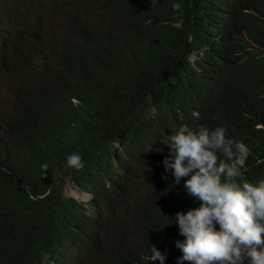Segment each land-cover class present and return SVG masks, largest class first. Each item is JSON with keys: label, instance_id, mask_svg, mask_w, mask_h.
Returning <instances> with one entry per match:
<instances>
[{"label": "clouds", "instance_id": "9594fccd", "mask_svg": "<svg viewBox=\"0 0 264 264\" xmlns=\"http://www.w3.org/2000/svg\"><path fill=\"white\" fill-rule=\"evenodd\" d=\"M51 1L0 0V123L9 120L17 109H24L43 132L59 141L57 156L47 164L46 144L35 134L27 136L24 156L10 179L1 184L0 199L12 196L22 185L41 183L43 193L34 196L35 200L46 199L41 218L52 211L60 222L56 241L44 244L56 264H264V177L258 181L242 179L241 173L226 169L223 157L216 159L212 169L210 158L186 139L187 117L161 138L143 134L136 124L124 127L121 133L118 127L105 135L115 114L108 89L117 76L98 92L78 94L75 90L98 74L112 52L119 59L117 43L98 60L114 26L109 0H101L98 7L103 29H83L73 40L64 39L56 24L58 14L79 19L78 10L89 8L90 3L41 11L42 22H29L24 17L28 9ZM242 1L188 0L183 5V19L200 21L224 3ZM191 41V34L184 31L175 63L188 61L197 71L198 61L209 63L208 70L219 67L216 52L193 48ZM88 43L95 45L88 62L64 53V45L78 48L79 53ZM260 50L264 56V46ZM21 63H27L28 69L17 78ZM24 96L46 98L63 116L73 114L79 101L88 99L91 112L77 140L72 141L63 120L44 113ZM153 104L152 112L155 106L173 107L161 93L139 102L150 124L154 123ZM131 130L137 133L126 134ZM171 145L178 151L172 152ZM75 150L96 167L100 185L80 184L74 179L73 168L81 167ZM236 162L242 164L240 159ZM66 178L77 188L75 194L65 192ZM78 192L83 195L79 197ZM147 199L151 205L162 202L172 209L170 246L155 247L152 254H134L137 244L160 231V226L149 221ZM85 233L90 243L86 252L78 254L74 239Z\"/></svg>", "mask_w": 264, "mask_h": 264}, {"label": "trees", "instance_id": "16d2710c", "mask_svg": "<svg viewBox=\"0 0 264 264\" xmlns=\"http://www.w3.org/2000/svg\"><path fill=\"white\" fill-rule=\"evenodd\" d=\"M82 1L89 2L90 6L78 10L79 19L60 13L56 20L64 39L73 40L83 29L92 26L103 29L101 13L98 12L101 0H53L28 9L24 17L29 22H42L45 20L42 12L58 11ZM187 1L109 0L114 26L106 36L107 45L98 60L109 51L108 47L117 43L119 59L112 52L98 74L75 92H98L117 76L108 89L115 102V114L109 120L105 135L118 127L121 133L124 127L136 124L137 130L143 134L161 138L184 123L187 117L189 131L186 139L210 158L212 169L216 166V159L223 157L226 169L241 173L242 179L262 180L264 56L260 47L264 46V0L227 2L196 22L183 19V5ZM184 31L191 34L193 48L211 50L219 55V67L208 70L209 63L198 61L200 70L197 71L188 61L175 63V52ZM94 47L88 43L84 51L78 53V48L64 45V53L88 62ZM27 69V63L19 64L16 77ZM253 73L257 74L256 78ZM155 93L166 95L173 107L155 106L152 112L153 104L154 123L150 124L139 102ZM24 99L39 106L49 116L63 120L69 127L72 141L77 140L83 121L91 112L88 99H81L76 111L65 116L44 97L24 96ZM53 100L56 107V99ZM131 133L137 132L131 130L126 134ZM32 134L46 144L45 161L51 163L58 154L59 141L43 132L26 110L17 109L9 120L0 123V186L19 167L24 156V141ZM170 150L178 151L172 145ZM74 154L79 155L81 161V167L72 170L74 179L80 184L100 185L96 167L78 151L75 150ZM43 190L40 182L22 185L12 196L0 199V264H56L55 256L44 244L56 241L60 222L52 211L41 218L46 199L35 200L34 196L42 194ZM2 195L0 189V197ZM146 204L151 208L150 223L160 226V231L137 244L134 254H152L155 247L170 246L168 225L172 209L162 202L151 205L148 199ZM89 243V235L81 234L74 239V250L78 254L86 252Z\"/></svg>", "mask_w": 264, "mask_h": 264}, {"label": "rangeland", "instance_id": "374dc122", "mask_svg": "<svg viewBox=\"0 0 264 264\" xmlns=\"http://www.w3.org/2000/svg\"><path fill=\"white\" fill-rule=\"evenodd\" d=\"M64 190L68 194H75L77 192V188L74 185H72L70 183L69 179H67V178L64 180ZM78 193H80V192H78Z\"/></svg>", "mask_w": 264, "mask_h": 264}, {"label": "bare ground", "instance_id": "6f19581e", "mask_svg": "<svg viewBox=\"0 0 264 264\" xmlns=\"http://www.w3.org/2000/svg\"><path fill=\"white\" fill-rule=\"evenodd\" d=\"M82 195H83V193L80 192L79 197H81Z\"/></svg>", "mask_w": 264, "mask_h": 264}]
</instances>
